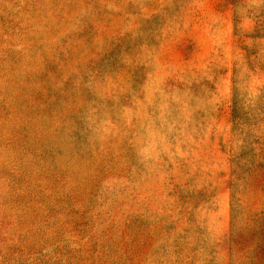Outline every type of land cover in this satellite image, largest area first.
Masks as SVG:
<instances>
[{"label": "rangeland", "instance_id": "1", "mask_svg": "<svg viewBox=\"0 0 264 264\" xmlns=\"http://www.w3.org/2000/svg\"><path fill=\"white\" fill-rule=\"evenodd\" d=\"M0 264H264V0H0Z\"/></svg>", "mask_w": 264, "mask_h": 264}]
</instances>
